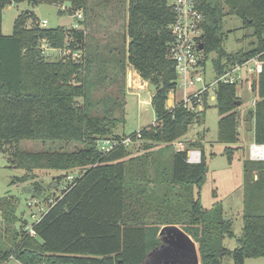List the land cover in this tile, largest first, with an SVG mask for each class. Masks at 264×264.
<instances>
[{"label": "trees", "instance_id": "1", "mask_svg": "<svg viewBox=\"0 0 264 264\" xmlns=\"http://www.w3.org/2000/svg\"><path fill=\"white\" fill-rule=\"evenodd\" d=\"M107 1L0 0V153L6 156L9 168L25 172L11 184L27 182L35 170H57L64 172L56 178L58 187L73 171L80 172L33 224L35 237L23 231L27 221L15 214L17 200L0 197L5 224L0 240L9 237L10 244L0 241V261L12 256L19 264H145L148 255L161 245L158 233L166 225L178 226L193 239L200 264H223L226 257H231L233 264L264 258V161L247 158L242 162V230L237 247L229 250L224 240L235 236L222 203L205 208L200 202L208 173L204 150L199 143L183 150L173 147L186 136L190 125L204 119L208 100L205 98L201 112L185 109L181 103L172 110L166 107L177 78L168 58L173 42L169 27L175 16L167 0H114L113 4L122 7V17L112 23L118 29L116 35L107 33L99 23V9ZM67 2L69 6H65ZM21 3L31 8L64 7L68 16L80 12L81 27H41L33 11L22 12L13 23L12 34L4 36L3 10ZM196 4L204 16L202 65L206 66L212 53L211 69L216 75L253 57L263 62L253 85L254 106L246 116L252 117V140L264 144V0H196ZM57 13L64 14L59 8ZM226 16L238 18L241 29H252L255 41L249 49L228 52L224 48ZM103 31L102 39L95 36ZM115 41L122 51L121 77L129 66L142 81L157 87L150 100L156 123L140 130L141 140L149 144L144 145V153L134 156L131 147L118 146L103 155L96 146L101 138H120L112 132L124 122L113 116L117 98L106 96L100 115L99 102L93 100L95 87L106 82L103 73L110 62L103 61L101 54ZM42 45L70 53L47 59ZM77 50L82 52L78 63L71 59ZM214 102L219 116L217 141L236 144L242 107L236 86L219 85ZM23 140L77 143L81 147L27 152L18 147ZM151 143L163 146L156 148ZM194 147L201 149L200 161L189 163L188 152ZM223 153L231 164L233 148L225 147ZM32 185V198L45 203L53 195V189ZM212 196L216 197L215 191ZM16 222H21L19 229L13 227Z\"/></svg>", "mask_w": 264, "mask_h": 264}, {"label": "rangeland", "instance_id": "2", "mask_svg": "<svg viewBox=\"0 0 264 264\" xmlns=\"http://www.w3.org/2000/svg\"><path fill=\"white\" fill-rule=\"evenodd\" d=\"M114 0L106 2V6L103 5L99 9L102 17L99 23L106 29L107 33L116 35L118 29L112 23L118 21L119 17H122V7L116 6ZM58 8L64 13L62 16L58 15ZM63 7L55 5H40L38 7L31 8L26 3L21 4H10L2 13V34L9 36L12 34L13 23L18 15L26 10L34 12L38 23L45 20L47 22L45 28H61L71 29L74 25L78 24L74 15L68 16L65 14ZM82 15V14H81ZM83 19V16H82ZM82 19L80 21H82ZM223 33L227 35L224 43V48L228 52H235L237 50L249 49L251 44L255 41L252 35V29H241V21L233 16H226L224 19ZM79 28L81 27L78 24ZM228 33V31H230ZM234 30V31H233ZM104 31L95 36L99 39L104 37ZM118 40V38H117ZM102 44V43H101ZM120 44L115 41L113 45H109L101 54L103 61H108L103 76L106 78V82L97 85L93 91V100L98 101L99 105L98 114H101L102 101H105L106 96L117 98L115 110L113 116L117 119L123 118L124 122H121L114 130L112 135H130L135 133L142 128L155 125L156 115L155 111L151 106L150 100L152 93L149 92L148 83L140 79L138 74L134 72L129 66L126 67L125 74L122 75L121 60V48ZM111 48H117L113 51ZM111 51V53H109ZM64 49H46L45 54L47 59H60L65 56ZM108 52V53H107ZM202 53H199L201 57ZM215 58V54L212 53L208 57L206 63L208 78L211 77V61ZM170 93H168L169 95ZM212 95V91H210ZM236 94L242 101V107L240 111V123L238 129V142L233 145H229L233 148L234 159L231 164L227 162L226 155L223 153V149L227 144L220 143L217 141V123L219 120L218 110L215 102L207 101L208 109L205 111L204 119H201V123H194L190 125L186 136L173 143V147L176 148L181 145L187 148L191 143H199L205 140V142L213 144L212 148H209V152H213V155L207 157L208 173L206 181L203 184L199 198L203 207L210 208L215 202L220 201L223 206L224 216L226 219L231 220L233 224L234 238H226L224 240V246L233 250L237 247L236 239L240 237L242 230V162L247 159V150L249 144L252 142L251 131L246 130V123L244 121L246 113L251 108V103L255 100L254 94L249 92L244 87H236ZM176 101H179L180 93L176 95ZM206 98V97H205ZM168 99V97H167ZM123 100V102H122ZM208 100V99H207ZM80 101V100H78ZM168 102V101H166ZM123 105H120V104ZM168 105V103H166ZM203 121V122H202ZM149 142L142 140L137 141L131 145V156L139 155L144 153L143 147ZM203 144V143H202ZM209 144V145H210ZM151 146L162 147L163 144L151 143ZM18 147L21 151L27 152H55V151H72L79 149L81 146L77 143L65 144L60 141H27L23 140L19 142ZM202 147V145H201ZM211 147V145H210ZM189 150H195L200 152L199 148H190ZM74 176H78L80 172L73 171L71 173ZM25 175V172L18 169H12L8 167L6 156L0 153V197L13 196L17 200L16 216L22 220H30L29 216L31 213H37L34 207H28V202L32 199V184L38 183L41 187L47 188L49 184L55 183L58 176L64 175V172L57 170H35L29 175V180L24 183L17 182L11 184L14 178H21ZM63 187L61 183L56 190L53 188V197H56L59 190ZM28 189V190H27ZM48 189V188H47ZM52 190V189H49ZM212 191H215L216 197L212 196ZM21 222H16L13 227L19 229ZM5 231V224L0 214V234L3 235ZM8 238L3 237L0 240L5 245L9 246ZM8 264H16L15 260H10ZM223 264H233L231 257L223 259ZM244 264H264V258H249L245 260Z\"/></svg>", "mask_w": 264, "mask_h": 264}, {"label": "built area", "instance_id": "3", "mask_svg": "<svg viewBox=\"0 0 264 264\" xmlns=\"http://www.w3.org/2000/svg\"><path fill=\"white\" fill-rule=\"evenodd\" d=\"M170 9L174 12L175 20L170 25V30L173 36V42L170 45L168 58L174 63L176 71V87L168 95L166 107L172 110L176 104L181 103L185 109L194 112H201L205 97L208 103L215 101V91L219 85H234L241 86L249 92H253V85L257 80L258 75L262 72L263 62L258 57L250 58L242 63H233L226 67L222 73L216 75L211 69V77L208 78L206 66L201 64L199 57L200 38L203 34L202 24L204 22L203 14L198 11L196 0H167ZM13 5V4H12ZM64 8V7H63ZM82 13L77 12L74 16L77 22L82 19ZM47 22L41 21L40 26L45 27ZM74 29H79L78 24L73 26ZM45 52L47 46L42 45ZM65 55L70 53L64 49ZM48 55V54H46ZM72 61L78 63L82 59L80 50L74 51L71 54ZM212 91V95L210 94ZM180 93L179 101H176L177 93ZM141 140L140 130L120 138H101L97 141V150L101 154H107L118 146L130 147L137 141ZM184 147L179 145L177 150H183ZM247 158L250 161H264V144H258L252 141L247 150ZM200 161V152L190 150L187 156V162L198 163ZM76 176L70 174L61 183L63 187L59 190L56 197L53 195L46 200L45 203L41 200L32 198L27 206L34 207L37 213H31L26 220L27 223L23 228L25 235L35 237L33 224L37 223L42 215L47 212L56 199L62 196L64 190L72 184ZM13 257H9L7 261H0V264H8Z\"/></svg>", "mask_w": 264, "mask_h": 264}, {"label": "water", "instance_id": "4", "mask_svg": "<svg viewBox=\"0 0 264 264\" xmlns=\"http://www.w3.org/2000/svg\"><path fill=\"white\" fill-rule=\"evenodd\" d=\"M65 6H69V3H65ZM25 12L30 13L32 11L26 10ZM198 49L202 50V44L199 45ZM148 89L154 95L157 87L148 84ZM238 105H240V102H238ZM244 121L246 123V130L252 131V117L247 115ZM56 187L57 183H51L47 188L53 189ZM158 236L160 237L161 245L148 255L145 264H200L197 244L178 226H163Z\"/></svg>", "mask_w": 264, "mask_h": 264}, {"label": "crops", "instance_id": "5", "mask_svg": "<svg viewBox=\"0 0 264 264\" xmlns=\"http://www.w3.org/2000/svg\"><path fill=\"white\" fill-rule=\"evenodd\" d=\"M255 99V98H254ZM254 102H255V100L251 103V108L250 109H252L253 108V106H254ZM240 110H241V108H240ZM251 136H253V132L251 131ZM252 139H253V137H252ZM253 141V140H252ZM203 143V144H202ZM210 143H207V142H205V140H203V142H201V145H202V149L204 150V153H205V155H206V157H210L212 154H213V152H210L208 155H207V152H209V148H212L213 147V144H210L211 145V147H210V145H209ZM199 150H200V152H201V149L199 148ZM224 150V149H223ZM213 155H215V154H213ZM16 264H19L18 262H16Z\"/></svg>", "mask_w": 264, "mask_h": 264}]
</instances>
